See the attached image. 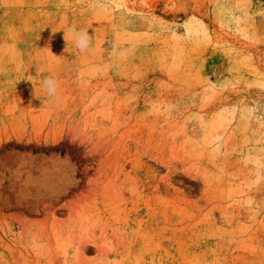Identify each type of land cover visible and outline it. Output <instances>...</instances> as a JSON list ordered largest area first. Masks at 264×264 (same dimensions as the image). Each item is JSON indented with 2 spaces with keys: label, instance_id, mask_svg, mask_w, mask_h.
Wrapping results in <instances>:
<instances>
[{
  "label": "rangeland",
  "instance_id": "rangeland-1",
  "mask_svg": "<svg viewBox=\"0 0 264 264\" xmlns=\"http://www.w3.org/2000/svg\"><path fill=\"white\" fill-rule=\"evenodd\" d=\"M0 264H264V0H0Z\"/></svg>",
  "mask_w": 264,
  "mask_h": 264
}]
</instances>
